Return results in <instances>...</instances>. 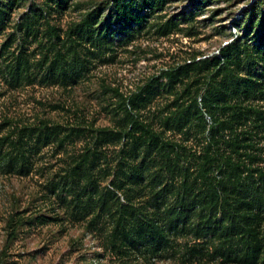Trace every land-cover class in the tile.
I'll use <instances>...</instances> for the list:
<instances>
[{
	"label": "rangeland",
	"instance_id": "374dc122",
	"mask_svg": "<svg viewBox=\"0 0 264 264\" xmlns=\"http://www.w3.org/2000/svg\"><path fill=\"white\" fill-rule=\"evenodd\" d=\"M191 1L196 0H165L160 9L147 14L140 26L115 34L110 44L92 47L85 44V49L79 50L80 58L86 59L85 66L79 67L75 81L69 80L66 84L50 82V74L45 70L55 52V47L47 45L45 31L48 25L55 27L61 41L69 35L73 37L75 24L87 12L96 10L100 15L97 19L105 18L110 0H71L64 10L47 9L45 0H26L7 15V26L0 34V43H12L10 50L20 45L25 47L33 80L12 88L0 73L2 133L44 121L64 127H82L86 135L68 141L62 147L53 143L43 147L34 156L32 169L26 175L0 174V264H238L231 261L234 254L245 252L254 245L264 249V86L260 95L242 100L244 114L240 124L231 131L224 123V129L216 137L220 153L228 156L229 162L237 164L236 179L230 176L224 180L226 193L232 197L231 203L238 202L245 209L248 208L245 203L250 202L248 215L253 221L250 226L238 224L247 227L241 235L220 237L218 231L217 234L194 233L192 228L199 222V216L194 215L186 232L180 235L167 233L169 242L165 246L124 245L119 239L112 241L113 236L105 227L89 228V216L83 218L77 212L80 203L72 200L73 192L68 191L73 187L68 173L74 159L86 148H93L90 135L98 128H114L129 95L139 92L151 81L155 90L139 108L138 115L143 123L172 144L167 168L159 171L161 186L171 184L176 189L186 174L189 178L197 174L207 150L208 129L214 122L199 103L205 129L199 126L193 111L187 115L183 128L166 129L164 117L175 111L178 103L188 104L186 94L188 90L193 91L195 85L184 89L175 82L170 88L168 81L169 87L164 86L167 79L163 72L216 53L220 45L237 35L244 36L246 43H256L259 33L256 30L245 33L246 22L239 26L233 22L242 16L245 4L253 0H240L238 4H235L237 0H204L195 12L189 6ZM263 2H259L261 8H264ZM31 10L43 16L36 22L35 37L25 34L20 27ZM190 10L191 14L182 13ZM56 46L61 50L59 43ZM73 58L77 59V51L73 52ZM260 72L259 69V82L264 81ZM67 73L74 78L71 69ZM203 91L202 88L199 95ZM227 118V114H221L220 119ZM240 140L239 144L245 146L235 149L232 143ZM101 149L103 154L97 162L95 177L101 186L113 189L117 180L124 173L128 174L140 157L130 158L126 149L122 154L129 158V163L118 168L116 160L120 145L104 144ZM154 167L149 172L154 171ZM214 175L217 179L223 178L217 170ZM111 181L114 184L111 185ZM148 183L145 179L140 185L128 184L130 202L122 190H115L116 196L120 203H130L142 214L153 212L154 215L147 219H158L157 224H160L162 221L152 198L154 191L147 186L140 194L132 193L133 188L137 190ZM77 189L81 192L80 185ZM168 199L172 201L174 196L169 193ZM73 203L76 205L75 216L71 214ZM225 209L234 213L230 205ZM221 215L218 211L211 217L210 227L220 223L232 225L231 221L221 220ZM11 218L23 219L15 234L11 233ZM111 243H115L117 249L111 247Z\"/></svg>",
	"mask_w": 264,
	"mask_h": 264
},
{
	"label": "trees",
	"instance_id": "16d2710c",
	"mask_svg": "<svg viewBox=\"0 0 264 264\" xmlns=\"http://www.w3.org/2000/svg\"><path fill=\"white\" fill-rule=\"evenodd\" d=\"M25 1L0 0L2 2L0 3V34L7 26V15L10 11L22 6ZM70 1L45 0L44 4L49 10H64L69 7ZM260 1L263 2L253 0L246 3L242 16L233 19L235 26L246 22L245 33L251 31V34L253 30L259 33L256 43H246L244 36L237 35L220 45L216 53L197 60L193 59L187 64L163 72L167 79V82L162 84L164 86L169 87L168 81L171 82L170 88L174 87L175 82L183 85L184 89L195 85L194 90H188L186 94L188 104L176 103L177 109L164 117L166 129L183 128L191 111L200 123L199 126L205 129L199 103L207 112V117L214 122L208 129L207 150L203 162L193 178H189L186 174L176 189L171 184L161 186L162 183L158 179L159 171L164 167L167 168V161L173 148L169 141L162 139L160 134L143 123L138 115L139 108L145 105L144 103L155 90L152 81L145 84L139 92L129 95L123 113L116 119L114 128H98L90 135L93 148L88 147L78 154L68 173L71 179L70 185L73 186L69 187L68 191L73 192L72 200L80 203L77 205V212L83 218L89 216L87 222L89 228L105 227L113 236L112 241L116 238L124 245L156 244L159 247L160 244L165 246L169 242L167 233L180 235L186 232L194 215L199 216L197 226L192 228L194 233L217 234L218 231L220 237H234L247 230V227L239 226V223L247 226L252 224L253 218L248 215L251 209L250 202L245 203L248 208L244 209L238 202L232 204L230 201L232 197L229 198L228 192L226 193L224 180L230 176L236 179L237 164L229 162V157L220 153L216 137L224 129V123L231 131L240 124L239 120L244 114L241 109L242 100L247 101L263 91L264 81L259 82L257 75L260 69L259 74L264 79V8L259 5ZM164 2L165 0H110L105 18L97 19L100 15L96 10L87 12L83 19L75 24L73 37L69 35L62 41L59 34L55 33V27L48 25L45 31L49 41L47 45L55 47L54 57L45 65V70L50 74L49 81L55 84L75 81L76 75L80 73L79 67L85 66L86 59L79 56V50H84L85 44H90L91 47L110 44L115 34H122L140 26L147 14L160 9ZM204 2V0L191 1L189 6L195 12ZM239 2L240 0H237L235 4ZM191 12L190 10L182 13L188 15ZM39 18H43L42 14H37L33 10L25 16V20L20 25L25 34L34 37L37 35L36 22ZM97 20L99 21L96 22ZM58 43L61 50L57 49ZM11 46L12 43H0V73L9 86L16 88L23 82H32L33 72L27 52L24 51L25 47L20 45L10 50ZM75 51H77V59L73 58ZM75 63L77 65L74 67ZM69 69L74 72V78L67 73ZM202 88L204 91L199 95ZM223 113L228 115L227 119H220ZM1 129L0 125V174L26 175L32 169L34 156L43 147L52 143L62 147L64 143L86 135L82 127H64L58 123L44 121L36 125H25L16 130H8L6 133H2ZM241 141L232 143L235 149L245 146L239 144ZM109 143L120 145L116 160L118 168L129 163V158L122 154L126 149L130 158L140 157L128 174L124 173L117 180L118 183L113 189L101 186L95 177L97 162L103 154L101 147ZM155 165L157 167H154ZM151 167L155 170L149 172ZM103 170L104 168H101V171ZM215 170L223 174L222 179L216 178ZM145 179H148L149 183L140 186L137 190L133 188L132 193L140 194L147 186L150 191H154L152 198L157 216L162 221L160 224H157L158 219H147V216L154 215L153 212L142 214L134 205L120 203L116 196L115 190H122L126 200L130 202L132 198L128 196V192L131 188H128V184L140 185ZM193 183L200 186H195ZM112 184L114 181H111ZM78 185L81 187V192L77 189ZM169 193L174 196V200L169 201ZM159 200L162 201L158 204ZM229 205L234 208L233 214L225 209ZM75 208L76 205L73 203L71 214L73 213L74 216ZM218 211L222 212L221 220L231 221L233 226L220 223L217 227H210L211 217ZM22 223L23 219L11 218L9 220L12 226L11 233L15 234ZM110 246L117 249L115 243H111ZM231 261L238 264H264V249L260 245H254L245 252L234 254Z\"/></svg>",
	"mask_w": 264,
	"mask_h": 264
}]
</instances>
